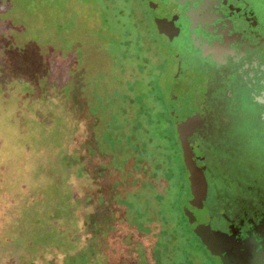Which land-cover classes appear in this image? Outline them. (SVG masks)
<instances>
[{
  "label": "trees",
  "instance_id": "obj_1",
  "mask_svg": "<svg viewBox=\"0 0 264 264\" xmlns=\"http://www.w3.org/2000/svg\"><path fill=\"white\" fill-rule=\"evenodd\" d=\"M8 1L24 13H34L35 5L38 6L37 0ZM41 1L43 5L49 6L55 15L56 19L47 23V29L53 34L62 36V56L71 49L72 43L67 40V37L74 26L72 20L62 19L61 13L65 9L72 8L75 9L77 16L83 17L84 24L93 30L104 51L113 59L115 69L119 74L117 85L120 89L116 95L120 97L121 107L129 106L137 111L132 132L135 136L139 134L142 137L132 144L138 157L133 161L129 177L135 186L150 189L154 193L148 199H144L143 206L136 210L137 220L132 228L145 235L148 248L143 252H136L135 262L139 261L142 264L148 261L153 264H223L219 255H215L210 249L211 235L208 232L202 234L199 230L205 222L202 212L196 207V195L189 182L190 171L187 170L183 144L179 138L176 120L172 115L171 85L177 68V54L171 46L172 37L169 36L172 30L169 27L168 15L162 10L161 0ZM0 17L6 19L5 24L6 16ZM7 22L10 24L8 25L10 28L5 30L7 33L3 35L0 33V60L2 64L7 65L5 70L10 72V60L12 61L13 53L20 52L22 49L12 45L9 35L11 28L18 24L11 20ZM20 25L22 23L19 22ZM75 54L74 64L67 69L66 80L64 79L63 91L68 95L74 94V85L79 80V63L85 59L83 50L78 49ZM165 66L166 68L170 66L171 70L164 71ZM50 73L48 86L55 70L51 69ZM102 77L103 75H99V78ZM38 78L42 81L44 77H36L37 85ZM26 79L28 82L35 83L28 77ZM98 96L97 93L95 97L98 99ZM115 103L116 98H113L111 105ZM106 107L107 104H98L90 110V113L96 115ZM119 116L120 111L118 110L113 116L108 131L111 136L117 135L122 130L123 125L119 122ZM74 121L79 127L80 124ZM72 123L68 124L64 120L63 124L56 126L53 132L31 131L29 138H20L22 141L20 140L18 147L21 150L25 149L24 152L31 150L29 164L34 170H27L22 164L21 159L24 154L21 155L20 160L17 159L14 162L17 170L19 169L18 172L7 174L10 160L0 164V264H67V260L76 261L77 255H82L83 249L90 250L93 246L86 243L88 235L84 238V225L80 227L82 235L78 236L77 243L68 236L67 230L51 233L52 230L49 227L47 230L43 227L44 221H49V215H52L49 211L54 206L57 205V208L63 209V205L64 207L70 206L72 200L75 203L76 200L81 199L72 181L75 175H71L66 168L63 190L71 186L72 195L67 196V192L63 190L58 195L51 194L50 184L47 187L43 186V179L40 180L46 168H49L48 165L57 157L62 156L65 149L69 153L77 150L81 135L79 131L74 133L77 127ZM71 132L73 135L70 137ZM39 142H42V148H37ZM108 142L110 146L115 147L119 141L109 139ZM34 146L36 148L32 152ZM85 146L89 148L97 167L106 168L108 166L112 172L115 170L101 161L97 157L98 153L90 145ZM15 151H12L13 160L18 154ZM144 159L153 160L155 164L147 180L133 176L135 170L139 174L142 173L141 166ZM22 170H27L28 174ZM21 175L28 178L26 188L17 186L22 178ZM116 188L118 191L120 187L116 184ZM152 199L157 206L158 223L151 217H146L150 211ZM118 206L120 209L136 208L132 203L123 199L119 200ZM79 207L75 208L73 213H76ZM78 221L81 222L83 219L79 218ZM112 228V234L121 228L118 220ZM47 238L51 240L47 241ZM108 244L105 255L110 257L114 247L113 236L109 237ZM59 245H63V248H59ZM84 258V264H88L89 258Z\"/></svg>",
  "mask_w": 264,
  "mask_h": 264
},
{
  "label": "rangeland",
  "instance_id": "obj_2",
  "mask_svg": "<svg viewBox=\"0 0 264 264\" xmlns=\"http://www.w3.org/2000/svg\"><path fill=\"white\" fill-rule=\"evenodd\" d=\"M37 2L38 6L35 5L34 13L30 14L22 12L8 0H0V16L4 15L7 21H16L18 24L11 28L9 34L12 45L22 49L20 52L13 53L12 61L10 60L11 73L5 70L7 65L2 64L0 60V164L10 160L7 174L18 172L19 169L17 170L14 162L17 159L20 160L21 155L24 154L21 159L22 164L27 170H34L29 164L31 150L24 152L25 149L21 150L18 147L22 141L20 138H29L31 131L53 132L56 126L63 124L64 120L68 124L76 120L80 125L78 127L75 121L72 123L77 127L74 133L79 131L81 135L77 150L69 153L65 149L62 156L57 157L48 165L49 168H46L40 180L43 179V186L47 187L50 184L51 194L58 195L62 193L66 176L64 170L67 169L71 175H75L72 181L81 199L76 200L75 203L72 200L70 206L64 207L63 205V209L57 208V205L54 206L49 211L50 214L52 213L49 215V221H44L43 227L46 230L49 227L52 230L51 233L67 230L68 236L77 243L78 236L82 235L80 227L84 225V238L88 235L86 243L93 246L90 250L83 249L82 255H77L76 261L67 260V264H84V257L89 258L88 264H142L139 261L135 262L136 252H143L148 248L147 238L145 239L144 234L132 228V225L137 220V208L143 206L144 199H148L154 192L152 193L150 189H143L141 186H135L129 177L133 161L138 157L132 144L142 137L139 134L135 136L132 132L137 111L129 106L121 107L120 97L116 95L120 89L117 85L119 74L115 69L113 59L104 51L93 30L84 24L83 17L77 16L75 9L72 8L65 9L61 13V18L66 21L72 20L74 26L67 37V40L72 43L71 49L62 56V36L53 34L47 29V23L53 22L56 19L55 15L49 6L41 3L43 1L37 0ZM1 19L0 17V33L3 35L7 33L5 30L10 28L8 26L10 24L6 21L5 25L6 19L2 21ZM19 22L22 25L19 26ZM78 49L83 50L85 54V59L79 63L78 67L79 80L74 85L73 95L72 93L64 94L66 72L73 66L75 51ZM51 69H54L55 73L48 86ZM165 70L168 72L171 67L166 68L165 66ZM99 75L103 77L99 78ZM39 76L44 78L42 81L38 78L37 85L36 77ZM26 77L36 82H28ZM97 93L99 94L98 99L95 97ZM113 98H116V103L111 105ZM98 104H107V107L96 115H92L90 110ZM118 110L120 111L119 122L123 127L117 135L111 136L108 131L113 116ZM34 125L35 127H32ZM69 135L71 137L73 132ZM107 139L119 142L112 147ZM85 145H90L98 153L97 157L115 170L112 172L108 166L106 168L97 167L93 155ZM206 146L210 169L218 174V167L213 163L216 155L211 151L210 145ZM38 147L42 148V142L37 144ZM35 148L36 146L32 147V152ZM12 151L18 153L14 160L11 158L14 154ZM154 166L153 160L144 159L141 166L142 175L135 170L133 176L147 180ZM27 170L22 171L28 174ZM27 181L28 178L22 176L17 186L26 188ZM116 184L120 187L118 191ZM72 190L71 186H67L63 192L66 191L69 196L72 195ZM120 199L132 203L136 208L120 209L118 206ZM78 206H80L79 209L73 213ZM146 217H151L158 223L157 206L153 199L150 201V211ZM79 218L83 221H78ZM116 220L121 228L112 234V227ZM111 236L114 238V247L109 257L105 254L109 245L108 239ZM46 240L50 241L51 238ZM63 245H59V248H63ZM146 264L153 263L148 261Z\"/></svg>",
  "mask_w": 264,
  "mask_h": 264
},
{
  "label": "water",
  "instance_id": "obj_3",
  "mask_svg": "<svg viewBox=\"0 0 264 264\" xmlns=\"http://www.w3.org/2000/svg\"><path fill=\"white\" fill-rule=\"evenodd\" d=\"M162 6L175 30L170 101L205 222L199 230L211 235L210 249L223 264H264V187L240 185L215 196L206 146L226 158L250 156L264 174V37L235 20L228 0ZM235 200L242 212L226 207Z\"/></svg>",
  "mask_w": 264,
  "mask_h": 264
},
{
  "label": "flooded vegetation",
  "instance_id": "obj_4",
  "mask_svg": "<svg viewBox=\"0 0 264 264\" xmlns=\"http://www.w3.org/2000/svg\"><path fill=\"white\" fill-rule=\"evenodd\" d=\"M228 1H229V5L232 7V12L235 20H239L241 22L247 23L249 28H251L257 34L264 37V0H228ZM162 10H163V6H162ZM170 29L172 30L171 37L172 39H174L175 30L172 28ZM177 70H178V62H177L176 73ZM215 153L217 157L215 158L213 163L218 167L217 169L218 174L211 171L215 178L214 186H213L215 196H217V194L219 193L221 194L224 191H227L233 187L240 185H248L251 187H264V174H261L258 168H256V164L254 160H249L250 156L248 160L241 158L232 159L228 157L226 158V156L220 154L219 152L218 153L215 152ZM226 207L239 210L240 212H242L245 209V207H243V203L239 202L238 200H235L234 202L233 201L229 202L226 205Z\"/></svg>",
  "mask_w": 264,
  "mask_h": 264
}]
</instances>
